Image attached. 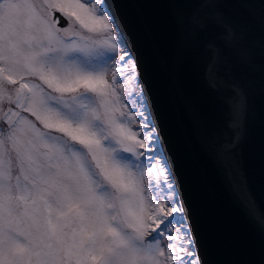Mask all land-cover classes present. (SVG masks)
<instances>
[{"label": "snow or ice", "instance_id": "1", "mask_svg": "<svg viewBox=\"0 0 264 264\" xmlns=\"http://www.w3.org/2000/svg\"><path fill=\"white\" fill-rule=\"evenodd\" d=\"M118 49L103 0H0V264H199Z\"/></svg>", "mask_w": 264, "mask_h": 264}, {"label": "water", "instance_id": "2", "mask_svg": "<svg viewBox=\"0 0 264 264\" xmlns=\"http://www.w3.org/2000/svg\"><path fill=\"white\" fill-rule=\"evenodd\" d=\"M104 1L135 58L199 263L264 264V0Z\"/></svg>", "mask_w": 264, "mask_h": 264}, {"label": "rangeland", "instance_id": "3", "mask_svg": "<svg viewBox=\"0 0 264 264\" xmlns=\"http://www.w3.org/2000/svg\"><path fill=\"white\" fill-rule=\"evenodd\" d=\"M108 15H109V13H108ZM61 28H64V27H61ZM113 34L116 36V42L119 44V49L117 50L116 53H111V52H107L106 51L105 52V55L103 57H99L98 58L101 62L104 59H107V57L108 56H111V55H115L116 58L118 59V57L120 55H124V53L126 52V51H124V48H123V45L125 43L121 42V40H120V34H119L118 29H117V27L115 26L114 23H113ZM128 58H130V57L128 56ZM134 72L135 73H133V74L135 76V79L131 82L130 85H127L126 84L127 93L123 89L120 90L121 95L122 96H127L130 93L131 94V97L127 101V103L130 106H134L136 112H141V111L144 112V118L137 117V120L135 122L134 127L137 130H140L142 128V126L147 121H149V123L147 122L148 125L150 126L149 128H153L154 126H153V122H152V117H151V115L149 113V110H148V107H147V105L145 103V99L143 97V92H142L141 86L139 84L137 75H135L136 74V71H134ZM109 78H111V73H109ZM5 105H6L5 107L8 106L7 104H5ZM151 123H152V126H151ZM0 127H3V126L0 125ZM154 136L156 138H158V143H155L154 144V147H153V150L154 151L151 152V154H149V155H155L156 154V151L158 150L159 153H161L162 155H157L156 156V159L157 160H160L163 163L166 160H165V158L163 156L164 154H163V151L161 149V145H160V142H159V137H158V134H157L156 130L154 132ZM4 154H5V159L6 160H11L12 163H13V165L15 166V164H16V154H15V150H14V148L10 144L7 143V141L5 142V146H4ZM125 155H127V154H125ZM13 174H15V167H14V173ZM169 176H170V172H169ZM169 182L173 185V193L172 194L176 197V194H177L176 193V188H175V185H174L173 180L171 179V177H170V181ZM181 216H183V223L182 224H176V228H186L188 230V233L190 234V239L192 241V245L189 247V251L194 252V258L198 260V256H197V253H196V250H195V246H194V243H193V240H192V236H191V233L189 231L187 222H186V220L184 218V215L177 214L176 219L179 220ZM162 243H167V240L166 239L163 240Z\"/></svg>", "mask_w": 264, "mask_h": 264}, {"label": "flooded vegetation", "instance_id": "4", "mask_svg": "<svg viewBox=\"0 0 264 264\" xmlns=\"http://www.w3.org/2000/svg\"><path fill=\"white\" fill-rule=\"evenodd\" d=\"M6 105H4L3 107H5ZM1 126H3L4 127V125L3 124H0Z\"/></svg>", "mask_w": 264, "mask_h": 264}]
</instances>
